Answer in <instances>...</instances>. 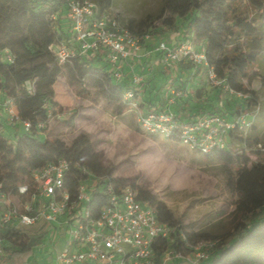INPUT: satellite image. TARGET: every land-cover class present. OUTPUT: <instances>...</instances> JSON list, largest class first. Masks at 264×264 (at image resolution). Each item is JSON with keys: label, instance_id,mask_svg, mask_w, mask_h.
Masks as SVG:
<instances>
[{"label": "trees", "instance_id": "1", "mask_svg": "<svg viewBox=\"0 0 264 264\" xmlns=\"http://www.w3.org/2000/svg\"><path fill=\"white\" fill-rule=\"evenodd\" d=\"M69 1L0 0V191L16 198L20 196V186L26 185L31 190L33 174L47 163L64 160L69 165L65 179L68 191L73 197L79 182L91 184L90 205L95 208L96 216L106 204L101 190L108 184L114 187L131 185L137 190L139 199L155 208L157 219L173 229L171 241L153 242L155 260H159L167 250L190 255L192 250L187 244L206 241L212 246L203 264H255L258 257L264 256V162L252 160L260 156L262 147L249 133L254 129V113L259 109L258 97L251 84L259 81L264 85V74L254 70L259 58L264 56V0H250L256 9L255 19L235 6L237 0H161L157 15L129 20L123 25L136 36L148 35L158 39L177 33L181 21L186 20L191 42L195 47L203 48L217 78L245 96L240 99L234 114L252 116L249 133L241 135L230 131L226 146L202 154L205 159L214 158L224 165L233 160L236 162L233 180L238 194L236 220L220 238L185 232L170 210L155 196L127 180L113 178L112 166L103 164L102 154L96 150L87 133H77L70 144L46 133L48 120L64 112L53 90L58 77L63 74L68 85L77 88L76 96H87L91 94L90 90L95 91L113 105L112 112L116 118H121L126 112L132 114L131 101H137L144 113L150 110L164 112L169 108L156 104L157 88L151 94L146 92L143 84L141 92H137L129 80L130 71H126L128 75L123 81L116 82L100 48L85 54L75 53L64 64H59L53 49L67 44L70 38L58 24ZM109 7L108 3L104 7L102 0L98 1L101 16ZM109 15L112 18L106 19L118 21L116 15ZM182 65H187L188 78L203 71L197 69L192 75V66L188 63ZM186 89L189 90L190 86ZM127 90L134 93L131 101L122 100ZM193 91L194 96L200 98L204 87L196 86ZM5 100H10L16 108L17 116L12 120L2 107ZM171 111L181 120L201 113L197 106L190 107L189 113L182 115L177 103ZM73 114L63 120L65 125L73 127ZM24 123L29 125L28 129ZM167 141L179 143L177 133ZM48 229L49 225L41 220L32 226L1 225V264H27L33 251L43 247L48 239ZM182 234L187 243L181 239ZM170 264L182 262L173 259Z\"/></svg>", "mask_w": 264, "mask_h": 264}, {"label": "built area", "instance_id": "2", "mask_svg": "<svg viewBox=\"0 0 264 264\" xmlns=\"http://www.w3.org/2000/svg\"><path fill=\"white\" fill-rule=\"evenodd\" d=\"M64 16L70 27V38L67 44L53 49L59 64H64L75 53L85 54L100 48L112 78L116 82L123 81L128 69L132 86L141 92L146 76L133 71L134 64L151 54L158 55L164 69L188 63L192 66V75L202 69L210 86L237 98H245L230 89L223 79L217 78L203 48L195 47L189 40L176 45L159 42L155 46H146L150 39L148 35L136 36L120 27L117 21H109L99 14L98 5L89 0H70ZM171 95L169 106L183 94L180 90H172ZM133 96L134 93L127 90L122 100L131 101ZM130 106L135 125L141 131L159 134L166 140L177 133L180 144L199 154L226 146L230 131L246 135L252 121V116L246 113L234 114L231 118L197 114L181 120L170 108L164 112L150 110L144 113L137 101H131ZM2 107L10 120L16 118V108L10 100H5ZM24 126L29 127L27 123ZM68 172L69 165L64 160L47 163L33 174L31 190L26 185L20 186V196L16 198L0 191V226L7 223L32 226L40 220L46 222L49 225L48 238H53L56 231L66 238L55 258L56 264H170L173 259L182 264H203L208 259L210 242L187 244L192 250L187 256L167 250L155 260L153 242L171 241L173 232L171 227L157 219L155 208L139 199L137 190L131 185L114 187L108 184L101 190L106 204L96 216L95 208L90 205L92 185L79 182L72 197L65 185ZM181 239L186 242L183 234ZM2 257L0 243V264Z\"/></svg>", "mask_w": 264, "mask_h": 264}, {"label": "rangeland", "instance_id": "3", "mask_svg": "<svg viewBox=\"0 0 264 264\" xmlns=\"http://www.w3.org/2000/svg\"><path fill=\"white\" fill-rule=\"evenodd\" d=\"M89 1L98 5L99 0ZM107 3L110 7L108 10L105 8L103 16L112 18L109 13L116 15L118 25L123 27L129 20L157 15L161 0H102L104 7ZM235 6L249 18H256V9L250 0H237ZM58 24L69 33L70 27L64 14ZM179 27L177 33H169L158 39L151 37L146 46H153L158 41L176 45L178 41L173 40L176 35L183 36L182 41H191L188 22L182 20ZM157 59L156 55L151 54L143 61L136 62L133 70L146 76V92L152 94V90L157 88V105L172 109L176 103L180 104L179 113L182 115L189 113L190 107L197 106L201 109L198 114L212 112L226 118L234 115L235 108L241 103L240 98L210 86L203 71L188 78L185 75L187 65H176L165 71ZM254 70L264 74V56L259 58ZM197 76L200 79L195 80ZM196 83L204 87L200 98L194 96ZM186 86H190L191 90L185 92ZM251 88L256 91L259 109L254 113V129L248 133L252 139L257 138L262 147L260 156L252 160L264 162V85L254 81ZM76 89L68 85L65 74L58 77L54 91L56 101L63 106L64 112L48 120L46 133L49 137L70 144L77 133H87L96 150L102 154L103 164L112 166V177L127 180L155 196L170 210L185 232L205 233L210 238L225 235L236 220L238 194L233 187L235 160L229 165L214 158L207 160L202 154L180 143L167 141L159 134L145 133L137 129L133 114L126 112L118 120L113 115V105L100 98L95 91L90 90V95L78 97L75 95ZM172 90H180L183 95L169 106ZM73 113V127L65 125L63 120ZM65 239L56 231L43 247L33 251L27 264H56L55 258L63 248ZM255 264H264V256L258 257Z\"/></svg>", "mask_w": 264, "mask_h": 264}, {"label": "crops", "instance_id": "4", "mask_svg": "<svg viewBox=\"0 0 264 264\" xmlns=\"http://www.w3.org/2000/svg\"><path fill=\"white\" fill-rule=\"evenodd\" d=\"M181 37H183V36H179V35H176V36H174V39L173 40H175V41H178V42H181L183 39L181 38ZM177 42V43H178ZM174 44V43H173ZM172 44V45H173ZM158 60V59H157ZM127 71H128V69H127ZM185 75L186 76H188L189 74H188V71H186V73H185ZM198 79H200V78H198V76L196 77V79L195 80H198ZM55 85V84H54ZM196 86H198V83H196ZM195 86V87H196ZM202 87V86H201ZM53 90H54V86H53ZM55 92V91H54ZM55 99H56V93H55ZM58 102V101H57ZM60 104V103H59ZM116 118V117H115ZM118 120L119 119H121V118H117Z\"/></svg>", "mask_w": 264, "mask_h": 264}]
</instances>
